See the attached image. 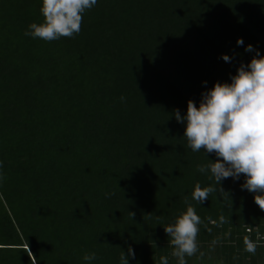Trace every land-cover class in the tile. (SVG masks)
Masks as SVG:
<instances>
[{
  "label": "trees",
  "instance_id": "1",
  "mask_svg": "<svg viewBox=\"0 0 264 264\" xmlns=\"http://www.w3.org/2000/svg\"><path fill=\"white\" fill-rule=\"evenodd\" d=\"M41 3L0 0V264H89L93 252L90 264H120L129 246L128 264H176L164 227L196 183H214L196 169L216 157L187 148L173 113L230 83L255 56L247 45L264 56V0H97L78 35L51 42L24 35ZM244 179L192 201L212 232L201 226L205 255L187 264H264V211ZM221 214L231 222L206 219Z\"/></svg>",
  "mask_w": 264,
  "mask_h": 264
},
{
  "label": "clouds",
  "instance_id": "2",
  "mask_svg": "<svg viewBox=\"0 0 264 264\" xmlns=\"http://www.w3.org/2000/svg\"><path fill=\"white\" fill-rule=\"evenodd\" d=\"M96 3L97 0H42L39 11L43 21L30 23L24 35L45 42L62 37L74 38L81 31L83 14ZM236 43L238 46L244 45L242 38H237ZM245 51L255 52V56L247 64L240 63L236 74H230V83L216 82L211 89L202 92L199 107L190 99L186 115L181 116L178 109L173 113L177 122L185 125L183 137L187 141V148L192 152L202 150L216 157L215 161L209 160L196 169L214 183L206 187L196 183L191 197H184L186 211L164 227L172 248L170 255L175 258L176 264H187V258L197 253L199 258L204 257L197 237L201 226L209 233L212 229L196 213L192 201L202 205L211 194L224 193L221 187L224 179L239 180L243 174L242 190L254 193L255 203L264 211V56L251 44L245 47ZM221 58L229 63L233 59L226 54H222ZM120 100L125 102L126 98L121 96ZM3 180V173L0 172V182ZM129 215L133 219L135 213L129 212ZM206 219L216 227L231 222L223 214L218 221L211 217ZM220 239L217 236L211 244H218ZM243 244V251L256 254L258 241L245 236ZM127 252L128 256L121 251L120 264H128V257L135 259L131 246ZM83 259L90 264L97 256L94 252L86 253ZM233 260H239V256L234 255ZM160 264H169L168 257L161 256Z\"/></svg>",
  "mask_w": 264,
  "mask_h": 264
}]
</instances>
